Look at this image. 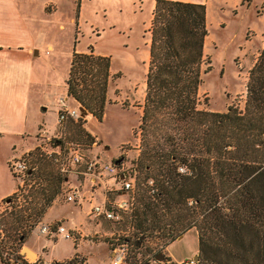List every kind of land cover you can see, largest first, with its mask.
Wrapping results in <instances>:
<instances>
[{
	"label": "trees",
	"instance_id": "obj_1",
	"mask_svg": "<svg viewBox=\"0 0 264 264\" xmlns=\"http://www.w3.org/2000/svg\"><path fill=\"white\" fill-rule=\"evenodd\" d=\"M148 30L141 147L126 211L131 242L158 236L166 245L192 227L198 264H264V45L248 70L243 111L231 105L209 110L197 107V88L209 69V64L201 67L204 4L154 0ZM109 64L106 54L72 47L66 95L97 120L106 101ZM64 122L69 138L93 141L82 127L84 117ZM151 129L155 135L148 138ZM54 141L48 146H64L62 139ZM21 158L24 175L1 198L8 207L0 223L11 231L12 245L6 248L24 241L65 182L38 145ZM73 263L74 256L59 264Z\"/></svg>",
	"mask_w": 264,
	"mask_h": 264
},
{
	"label": "rangeland",
	"instance_id": "obj_2",
	"mask_svg": "<svg viewBox=\"0 0 264 264\" xmlns=\"http://www.w3.org/2000/svg\"><path fill=\"white\" fill-rule=\"evenodd\" d=\"M76 1L20 0L19 20L16 21L22 23L15 24L14 30H4L0 34L16 39L21 36H18L19 31H26L30 43L38 49V54L31 57L32 77L25 135H0V194L10 192L22 177H12L7 165L10 156L15 154L16 158H20L24 153L17 154L22 148L39 143L48 146L55 142V138L62 139L61 144L76 142L86 160H116L125 169L134 167L141 147L138 124L145 96L144 75L149 59L148 28L154 0H81V3L78 0L81 5L77 13ZM189 1L203 3L205 9L206 35L202 44L204 63L201 67L209 64V69L202 73L197 88V107L224 111L231 105L243 111L248 70L264 45V0ZM47 43L51 46L48 47ZM72 47L80 51L91 48L94 53L108 55L110 61L106 101L100 120L90 114L82 116L85 118L82 127L92 136V142H88V138L78 141L69 138L68 123L56 122V111L61 104L74 109L78 105L69 97L60 101V97L66 94L64 81ZM154 135L155 131L151 129L146 136L153 138ZM84 168V162L76 165L77 171ZM86 178L83 174L69 175L57 195V201L47 210L44 218L66 216L68 222L71 219L87 220L93 225L89 230L83 229L84 238L88 241L83 240L74 247L70 239H51L38 232L36 224L29 232L28 242L37 250L42 244L47 258H64L78 251L84 261H75V264H103L108 253L107 244L109 246L115 237H119V240L122 237H134L126 211H118L116 219L94 217L89 213L90 203H86L85 207V203L65 200L69 185L77 183L84 196L87 190L88 195L99 197L102 188L92 184L88 176ZM101 179L106 184L111 183L113 188L106 190L108 198H116L121 190H116L117 193L114 191L118 185L115 177L103 174ZM7 207L6 202L0 200V219L6 216ZM8 233L11 231L0 223L2 248L12 245ZM137 241L138 249L129 248L128 264H139L144 257L157 253L155 259L159 260V253L162 252L174 260L188 259L192 254H197L196 231L192 227L178 234L166 247L158 236H146ZM23 245L25 243L22 242L18 249ZM26 256L32 259L35 254ZM0 259L6 264L1 255Z\"/></svg>",
	"mask_w": 264,
	"mask_h": 264
},
{
	"label": "built area",
	"instance_id": "obj_3",
	"mask_svg": "<svg viewBox=\"0 0 264 264\" xmlns=\"http://www.w3.org/2000/svg\"><path fill=\"white\" fill-rule=\"evenodd\" d=\"M66 98V96L60 97V101L63 102ZM56 113V122L58 123H63L67 117L74 119L79 116L78 109L69 108L64 104H61L58 107ZM38 146L45 155L52 157L55 161L58 172L65 176V181H68L67 178L69 174L79 173V170L77 171L76 169V165L84 162L85 168L82 169L80 173L82 172V174H86L92 184L96 182L99 183L103 174H110L115 177V180L118 183L117 187H114V191L121 190L120 193H117L118 191H116L118 195L116 198L109 199L106 190H112L113 188L111 187V183L106 184L103 182L99 197L96 198L92 194H89L88 196L81 194L79 188L80 184L77 183L69 185L68 191L65 194V200H71L77 204L82 203L83 201L89 202V213L94 217L100 216L106 219H116L118 218V211H128L132 199L134 179L136 177L135 167L125 169L124 166L117 165L116 162H104L98 158L86 160L84 159L83 152L79 145L71 141L65 142L62 148H54L40 143ZM7 165L10 171L15 175H24L25 162L21 156L20 158L14 157L9 159ZM36 226L38 232L44 233L51 239L57 237L66 238L70 239L71 242L75 244L80 241L81 238H84V235L79 228L67 226L61 220L38 222ZM91 235L93 236L95 233H91ZM131 241L132 239L126 237H122L121 240H119V237H115L109 243V246L107 244L108 264H128L129 248L138 249L139 247L137 240L134 243ZM0 255L6 264H59L60 262H64V260L42 259L40 256H34L30 259L25 254L20 253L18 246L5 247L1 249ZM157 255L158 253L154 256H146L139 264H153V262L157 264H197V260L193 257L174 260L170 255L162 252V254L159 253L160 259L156 260L155 257Z\"/></svg>",
	"mask_w": 264,
	"mask_h": 264
},
{
	"label": "crops",
	"instance_id": "obj_4",
	"mask_svg": "<svg viewBox=\"0 0 264 264\" xmlns=\"http://www.w3.org/2000/svg\"><path fill=\"white\" fill-rule=\"evenodd\" d=\"M18 1L20 2V0H0V34L4 30L6 31L14 30L15 24L22 23L20 21H16L17 19L19 20L18 12L20 6ZM80 5L78 4L79 9H80ZM18 33H19L18 36L19 35L21 36L17 37L16 39L7 38L0 35V135L1 134H16L21 136L25 135L24 126L27 117L28 92L30 87V80L32 77L31 57L34 56L35 54H38V49H35L34 44L30 43L29 34L26 31H24L23 33L19 31ZM46 45L48 47L51 46L50 43H47ZM65 96L67 98L68 97L71 98L69 95L65 94ZM85 115H89V113L87 112ZM38 126H37V130H38ZM43 127L44 126L42 125V129ZM33 147L34 144L22 148L18 152L17 156L30 150ZM11 149L14 150V147H12ZM15 156L16 155L13 154L12 156H10V158ZM80 171H82V169L79 170L78 171L79 173L77 174H82V172L80 173ZM77 174L71 173L69 175L75 176ZM83 175L84 178H86L87 175L86 174ZM95 184H97L99 188L100 187L102 188L103 180L100 179V182L99 183L96 182ZM15 187L16 184L10 190V192L0 194V200L2 197L10 194L15 189ZM85 193L88 195L87 190H85ZM57 197L58 196H56L53 199L52 203L47 207V209L41 216V220H39V222H52L56 220H61L67 226L79 228L82 234L84 232L83 229L89 230L91 227H93V225L85 219H80L77 221L71 219L70 222L67 221L66 216H62L59 218L45 219L44 217L47 210L51 207V205L55 201H57ZM82 203H85L84 205L85 207H87L86 203L89 202L83 201ZM65 221H67V223ZM28 235L24 239L23 243H25V246H27L34 252L35 256H40L42 259H55V260H66L74 256L76 262L82 263L84 261V257L78 251H74L72 255L64 258H58L54 256L47 258L44 252L45 251L44 246L41 244L39 250L35 249L32 246V244L28 242ZM83 240L88 241L86 240V238H81L80 241L76 242L75 244L73 243V246L76 247V245H78V243L80 242H83ZM194 254H192V257ZM103 264H108V253L103 261Z\"/></svg>",
	"mask_w": 264,
	"mask_h": 264
},
{
	"label": "water",
	"instance_id": "obj_5",
	"mask_svg": "<svg viewBox=\"0 0 264 264\" xmlns=\"http://www.w3.org/2000/svg\"><path fill=\"white\" fill-rule=\"evenodd\" d=\"M77 109L79 111V116H83L85 115L88 111L81 105H77ZM116 162V160L114 161ZM142 236H140L139 238H141ZM21 254H27V255H34V252L28 248L27 246L23 245L20 249H19ZM193 257L197 260L198 255L194 254Z\"/></svg>",
	"mask_w": 264,
	"mask_h": 264
}]
</instances>
